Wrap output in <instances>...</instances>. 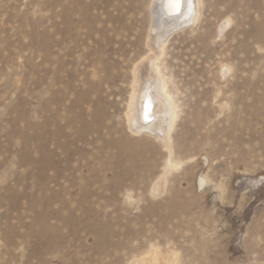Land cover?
Here are the masks:
<instances>
[{
  "label": "rangeland",
  "instance_id": "obj_1",
  "mask_svg": "<svg viewBox=\"0 0 264 264\" xmlns=\"http://www.w3.org/2000/svg\"><path fill=\"white\" fill-rule=\"evenodd\" d=\"M195 10L153 44L151 0H0V264H264V0Z\"/></svg>",
  "mask_w": 264,
  "mask_h": 264
},
{
  "label": "bare ground",
  "instance_id": "obj_2",
  "mask_svg": "<svg viewBox=\"0 0 264 264\" xmlns=\"http://www.w3.org/2000/svg\"><path fill=\"white\" fill-rule=\"evenodd\" d=\"M198 4L199 0H171V2L170 0H151V8H153L152 15L155 17V33L153 38H150V41L154 44L164 35L167 36V34L173 32L174 30L194 22L197 18L195 9ZM163 39L165 38L163 37ZM162 44L165 45V43ZM160 53H163V51ZM158 59L160 58H158L157 54L148 55V57L142 59L138 64H136L134 70L132 71V75L134 76L132 94L134 95L133 103H135V105H133L134 107L132 109L133 113H131V118L133 119L135 128L133 127V129H131L136 134H142V131L145 130V132L152 134L156 140H160L167 145V138L164 137L162 133L165 127L162 121H164L165 115L173 110V102L171 99H168V95L166 96L165 83L160 75V68L157 63ZM150 92L153 93V97L148 96ZM173 111L175 113V110ZM128 116H130V114ZM170 121L172 122L173 119L170 118L168 122L170 123ZM132 155H134V153H132ZM161 191L162 180H159L152 189V192L154 194H159ZM132 264L155 263L141 258L133 261Z\"/></svg>",
  "mask_w": 264,
  "mask_h": 264
},
{
  "label": "snow or ice",
  "instance_id": "obj_3",
  "mask_svg": "<svg viewBox=\"0 0 264 264\" xmlns=\"http://www.w3.org/2000/svg\"><path fill=\"white\" fill-rule=\"evenodd\" d=\"M170 2H171V0H170Z\"/></svg>",
  "mask_w": 264,
  "mask_h": 264
}]
</instances>
